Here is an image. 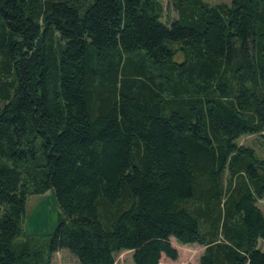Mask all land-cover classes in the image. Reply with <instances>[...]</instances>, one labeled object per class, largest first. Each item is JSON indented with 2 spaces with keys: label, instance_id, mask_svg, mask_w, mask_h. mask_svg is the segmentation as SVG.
I'll return each instance as SVG.
<instances>
[{
  "label": "trees",
  "instance_id": "16d2710c",
  "mask_svg": "<svg viewBox=\"0 0 264 264\" xmlns=\"http://www.w3.org/2000/svg\"><path fill=\"white\" fill-rule=\"evenodd\" d=\"M172 6L0 0V264H264V0Z\"/></svg>",
  "mask_w": 264,
  "mask_h": 264
},
{
  "label": "rangeland",
  "instance_id": "374dc122",
  "mask_svg": "<svg viewBox=\"0 0 264 264\" xmlns=\"http://www.w3.org/2000/svg\"><path fill=\"white\" fill-rule=\"evenodd\" d=\"M162 7L161 21L169 22L175 17L172 0H157ZM208 4L220 2L229 3L230 0H204ZM237 54V53H236ZM236 144L249 148L258 157L262 158L264 148V131L261 134H245L236 139ZM258 207L264 213V196L257 201ZM62 218V213L50 190L41 194L29 195L25 202L23 232L25 234L45 235L54 229ZM171 246L176 250V259L170 260L160 255L158 264H198V258L203 247L197 243L181 244L170 238Z\"/></svg>",
  "mask_w": 264,
  "mask_h": 264
}]
</instances>
